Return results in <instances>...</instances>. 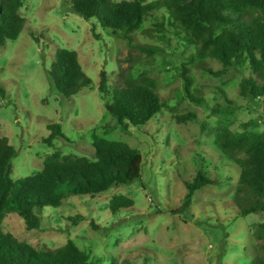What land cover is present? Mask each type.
<instances>
[{"label":"rangeland","instance_id":"1","mask_svg":"<svg viewBox=\"0 0 264 264\" xmlns=\"http://www.w3.org/2000/svg\"><path fill=\"white\" fill-rule=\"evenodd\" d=\"M19 14L26 20L22 33L0 47V87L6 91L0 97V137L16 151L11 178L42 170L55 151L94 159L95 138L129 144L141 152L143 166L141 180L134 184L45 208L39 230L27 231L25 222L10 214L4 231L37 249H56L73 240L81 249H91L96 264H109L112 257L118 264H250L260 254L263 242L254 230L264 214L239 215L235 198L247 204L249 196L238 192L241 169L215 143L222 124L239 131L256 121L252 131L264 133L263 108L240 93L249 71L225 69L210 58L191 61L195 49L164 20L166 10L155 12L133 33L136 44L163 50L156 56L131 49L121 35L100 25L95 39L94 22L74 14L65 0H26ZM160 22L165 23L162 32L155 26ZM32 34L42 38L38 42ZM62 48L78 53L93 82L92 89L70 99L58 93L48 75ZM184 69L193 78L192 93L205 103L188 98L180 77ZM102 71L111 86L128 73L155 78L162 110L149 124L122 131L99 93ZM190 114L196 119L179 121ZM50 124H59L65 135L53 146L45 142ZM200 173L214 184L197 191L191 208L180 212L188 192L185 183ZM119 194L131 198L134 207L112 213L108 204ZM78 217L82 219L75 222Z\"/></svg>","mask_w":264,"mask_h":264},{"label":"trees","instance_id":"2","mask_svg":"<svg viewBox=\"0 0 264 264\" xmlns=\"http://www.w3.org/2000/svg\"><path fill=\"white\" fill-rule=\"evenodd\" d=\"M26 0H0V47L7 41L17 40L26 20L19 14ZM72 12L85 21H93L92 34L99 39L96 28L112 30L121 35L131 49L156 56L160 47L136 44L133 33L155 12L166 10L163 16L169 26L184 34L187 47H194L191 61L207 59L219 61L225 69L247 70L249 76L240 85L242 97L263 108L264 114V0H145L114 2L113 0H65ZM158 32L165 23H155ZM33 38L39 42L41 36ZM161 40H165L162 37ZM55 89L70 99L83 89H92L93 82L84 72L76 51L58 49L48 72ZM121 82L111 86L107 72L100 73L99 93L112 121L122 131L130 127H143L162 110L157 93L158 82L148 74L135 77L128 73ZM188 98L197 104L205 103L192 93L193 78L185 69L180 74ZM6 91L0 87V97ZM195 115L179 117L180 122L195 120ZM109 127V126H108ZM256 121L231 129L222 124L215 134L216 146L236 162L240 169L239 193H246L248 203L235 198L239 215L264 214V133L253 132ZM49 146L58 138H65L59 124H50ZM94 159L63 155L55 151L44 160L42 170L14 181L11 178L12 159L16 155L9 140L0 137V264H96L91 249H81L73 240L64 246L41 249L18 241L5 232L3 223L10 214H17L27 231L41 228L45 208H60L70 197L95 198L112 188L129 186L141 180L143 156L140 151L123 142L95 138ZM243 156V158H241ZM214 182L203 174L185 183L187 194L180 212L189 210L197 191ZM112 213L129 210L134 201L126 195L113 197L109 204ZM82 217L74 220L78 222ZM95 229L100 226L92 222ZM254 235L262 241L260 254L250 264H264V222L255 225ZM109 264H118L110 258Z\"/></svg>","mask_w":264,"mask_h":264}]
</instances>
